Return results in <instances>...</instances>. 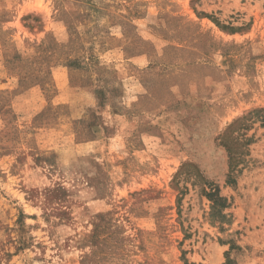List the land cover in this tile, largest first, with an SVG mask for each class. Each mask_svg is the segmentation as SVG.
I'll return each mask as SVG.
<instances>
[{"label": "rangeland", "instance_id": "374dc122", "mask_svg": "<svg viewBox=\"0 0 264 264\" xmlns=\"http://www.w3.org/2000/svg\"><path fill=\"white\" fill-rule=\"evenodd\" d=\"M0 264H264V0H0Z\"/></svg>", "mask_w": 264, "mask_h": 264}, {"label": "trees", "instance_id": "16d2710c", "mask_svg": "<svg viewBox=\"0 0 264 264\" xmlns=\"http://www.w3.org/2000/svg\"><path fill=\"white\" fill-rule=\"evenodd\" d=\"M224 28H225V27H224ZM230 160H232V162L236 160V159H235V156H233V154L231 153V151H230Z\"/></svg>", "mask_w": 264, "mask_h": 264}]
</instances>
